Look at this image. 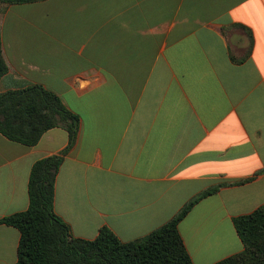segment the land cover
Returning <instances> with one entry per match:
<instances>
[{
    "label": "crops",
    "instance_id": "1",
    "mask_svg": "<svg viewBox=\"0 0 264 264\" xmlns=\"http://www.w3.org/2000/svg\"><path fill=\"white\" fill-rule=\"evenodd\" d=\"M19 25L38 37L6 36ZM0 36V92L42 85L80 119L70 145L61 126L34 146L0 134V219L66 149L53 208L73 237L141 239L219 186L178 224L184 248L192 264L243 250L232 219L264 206V0L1 3ZM19 238L0 224V264Z\"/></svg>",
    "mask_w": 264,
    "mask_h": 264
},
{
    "label": "trees",
    "instance_id": "2",
    "mask_svg": "<svg viewBox=\"0 0 264 264\" xmlns=\"http://www.w3.org/2000/svg\"><path fill=\"white\" fill-rule=\"evenodd\" d=\"M44 0H0L20 5ZM0 36V78L8 67L3 60ZM80 119L60 98L39 84L0 92V134L25 146H34L47 130L61 126L75 140ZM35 161L30 169L28 207L0 219L20 234L16 264H192L178 224L203 198L218 191L209 188L189 200L168 222L145 237L121 242L102 227L91 240L73 237L69 226L53 208L56 175L63 154ZM243 250L214 264H264V206L232 219Z\"/></svg>",
    "mask_w": 264,
    "mask_h": 264
},
{
    "label": "rangeland",
    "instance_id": "3",
    "mask_svg": "<svg viewBox=\"0 0 264 264\" xmlns=\"http://www.w3.org/2000/svg\"><path fill=\"white\" fill-rule=\"evenodd\" d=\"M5 34H6L7 37H13L14 35L15 36H19V37H21V36H23V37L31 36L30 38H34L35 36H36L35 38L38 37V35H36L35 33L34 34H30L28 32V30L26 29V27L23 26V25L17 26L16 27V32L14 31V29H12V30L6 31ZM31 48L37 51V49L39 48V46L36 45V44H34L33 46H31ZM39 56L40 55H34L35 58H37Z\"/></svg>",
    "mask_w": 264,
    "mask_h": 264
}]
</instances>
